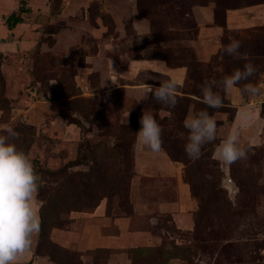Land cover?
<instances>
[{
  "label": "rangeland",
  "instance_id": "obj_1",
  "mask_svg": "<svg viewBox=\"0 0 264 264\" xmlns=\"http://www.w3.org/2000/svg\"><path fill=\"white\" fill-rule=\"evenodd\" d=\"M21 7L25 9L23 22L9 29L5 18ZM229 13L234 15L231 25ZM232 40L240 41L242 55L223 52ZM187 58L193 62V76L202 85L221 80L248 62L259 70L252 83L264 85V0H0V126L19 133L11 142L28 155L39 177L35 206L41 225L42 210L45 214V227L41 226L31 247V264H54L53 260L103 264L111 250L91 243L92 231L114 235L117 227L108 224L125 216L132 218L133 225L151 226L149 214L155 212L135 208L130 193L128 198L103 200L107 223L99 226L98 220L93 226L91 212L72 207L81 195L94 197L87 181L83 188L78 183L89 171L79 163L81 146L109 142L103 136L107 125H116V132H124L119 125L137 127L132 117L140 120L144 111L159 123H167L161 126L173 134L167 147L173 156L186 158L188 163L172 159L163 147L153 154L135 146V174L143 156H165L188 188L190 213L179 219L191 217L193 225L177 230L172 215L158 217L154 228H165L166 245L129 248L136 259L133 264H264V117L260 114L264 97L249 98L234 88L225 94L226 103L212 112L196 99L200 94L193 93L187 79L177 91L184 112L174 117V108L154 102L151 95L139 101L147 88L130 93L115 90V84L110 83L112 76L129 78L122 71L132 61L159 60L170 67L168 63H188ZM139 64L144 67L140 73L134 70L135 80L160 85L168 79L156 73L166 72L164 69L154 72L151 65ZM238 108L241 112L250 109L256 116L240 138L248 158L225 165L212 156L218 163L213 164L211 148L235 125ZM201 110L215 119L217 139L206 144L202 157L193 161L184 152L187 130L183 121ZM201 162L208 165L204 171L197 168ZM136 176L143 182L159 175L146 170L137 171ZM53 188L62 189L60 196H55L57 205L51 196ZM169 193L165 201L181 199Z\"/></svg>",
  "mask_w": 264,
  "mask_h": 264
},
{
  "label": "clouds",
  "instance_id": "obj_2",
  "mask_svg": "<svg viewBox=\"0 0 264 264\" xmlns=\"http://www.w3.org/2000/svg\"><path fill=\"white\" fill-rule=\"evenodd\" d=\"M240 48V41L232 40L224 46L223 52L228 56H240ZM258 71L255 64L248 62L221 80L205 81L200 86L201 95L196 99L208 108L219 109L223 106L220 92L228 93L234 88H239L241 94L249 98L264 97V85L250 82ZM112 83L116 85L114 80ZM179 86L174 78L165 80L158 87L148 84L139 101L148 100L151 95L154 102L174 108L178 103ZM127 118L128 115L122 120L124 125L128 123ZM255 120L256 116L250 109L242 111L239 122L229 130L226 138L216 144L213 159L225 165L247 159L248 149L240 143V138ZM139 123L141 127L135 133V146L153 154L163 151V130L154 116L144 111ZM183 126L187 130L184 152L190 160H198L204 146L216 141L217 123L208 111L201 110L186 118ZM0 132L3 133L0 134V264H18L31 250L34 238L41 230V217L35 206L39 177L28 155L11 142L19 138V133L7 125L0 126ZM205 178L210 179L208 176Z\"/></svg>",
  "mask_w": 264,
  "mask_h": 264
},
{
  "label": "crops",
  "instance_id": "obj_3",
  "mask_svg": "<svg viewBox=\"0 0 264 264\" xmlns=\"http://www.w3.org/2000/svg\"><path fill=\"white\" fill-rule=\"evenodd\" d=\"M233 16L234 15L231 13L228 14V22L230 25L232 24ZM107 61L109 67L112 68L111 60L108 59ZM139 63H146V65H151L150 67L154 69V72L156 69H164L166 72L161 73L156 71V73L163 74L167 76L168 79H176L179 82L180 86L183 85L182 83L183 81L185 82L187 77V69L184 67L171 68L166 65L163 61L159 60L143 62L132 61L131 63H129V66L123 69L122 71L125 74L124 76L126 77L127 75H129V78L122 79L121 77L115 78V76H112L110 83H112V80H116V85L113 84V88L115 90H130L129 92L132 93L137 92L141 88H147L146 86L148 84L157 87L159 86L152 83L140 82L133 78L134 70L137 69L138 71L139 69V72L137 73H140V67H144ZM116 66L119 65L116 64ZM240 112V108H238V110L236 111V117L234 119L235 124L239 122ZM139 127H141V125ZM138 164L139 165H136L137 168L135 175H137V171L143 172L146 170L152 171V173H154L156 176L159 175L157 179L147 180L143 182L137 180L136 176L134 177L131 183L132 186L130 191V199L132 200V204L135 205V208L139 207L141 209H146L147 212H149L148 210H153V212H155V215L149 214L150 219H152L153 222H151V226L142 228L141 225H133L132 218L130 217H117L116 219H113V222L111 224H108L117 227L116 233H112L114 235L106 234L105 236H102V231H99L98 235H95L97 233H94V231H92V235H90L89 237L90 242L97 243L98 245H100V247L111 250L109 257L106 258L103 264H133L135 257L130 255L131 253L129 251V248H132L133 250H146L147 248L156 249L164 247L166 245L167 240L164 238L165 235H163L162 232L166 231L165 228H154V221L158 220V217L159 219H161L160 217L162 216L172 215L175 218L174 221H177L176 224L174 223L175 226L177 225V230L183 229L182 227L184 226L188 229L192 228L193 219L191 217L188 220L179 219L181 214L190 213L189 211L191 204L189 201V194L187 193L188 188H186V186L184 185L181 176L177 170V167L170 164V161H167L165 156H162V154H159L157 157L143 156L142 160H140ZM169 192L174 193V199L177 197V194L181 196V199L177 198L172 202L165 201V198L167 197ZM139 214L142 215L141 212H139ZM91 216L95 218L93 226H95L97 220L98 226L100 224L103 225L107 223V203H104V201H102V203L96 208V210L91 213ZM106 227L107 226H104L105 230ZM23 258L25 260H20V263L25 262L26 264L29 262V264H31V261L34 260V254L30 250L25 253Z\"/></svg>",
  "mask_w": 264,
  "mask_h": 264
},
{
  "label": "trees",
  "instance_id": "obj_4",
  "mask_svg": "<svg viewBox=\"0 0 264 264\" xmlns=\"http://www.w3.org/2000/svg\"><path fill=\"white\" fill-rule=\"evenodd\" d=\"M24 10L25 9L21 7L19 11L14 12L11 15L7 16L5 18V25L9 29H13L17 25L22 23L23 22L22 14L25 12ZM215 14H217V11H215ZM165 59L167 60V58ZM167 61L170 62V60H167ZM187 62L188 63L174 64V65L170 63L168 64L172 68H178V67L188 68L186 80L188 79V82L189 81L192 82L193 93L194 94L198 93L201 95L200 89L198 88H200L202 84H200L196 80V75L193 76L194 74V71L192 70L193 62L188 61V58H187ZM198 76H199V79L203 82V79L201 78V75L199 72H198ZM251 82H253V79L251 80ZM220 94L223 98V104L226 103V99H225L226 93L220 92ZM73 95L76 96L78 95V93L77 94L73 93ZM178 96L179 95H177V97ZM180 105L182 106L183 103L181 101H178L177 105L174 107V112H173L174 117L176 116V114H177L176 117H178L179 111L180 113L184 112V110L182 111V108L180 107ZM208 109L211 110L212 112L216 110V109H211V108H208ZM235 109H233V111H235ZM228 110L231 111V109H228ZM142 114L143 112L140 114V116H142ZM261 116L264 117V103L261 105ZM137 117H139V115H137ZM135 118L136 117H132V120L136 122V125H137V127L135 128L134 126H129V127L123 126V125L118 126V128L121 127L122 129L120 128V130L121 131L124 130V132H116L115 131L116 129H114V128H117L116 125L105 126L104 131H103V136L109 138L108 139L109 142H98L95 144H86V146H83V145L81 146V150L79 152V163L89 168V171L88 173H86V175L80 178L81 180L78 183H79V186L83 188L84 184H86L83 181H87V185H89V191L94 195V197H91V196L85 197L81 195L77 203L75 202L73 204L72 202V205H73L72 207L77 208L78 210H81V211L93 213L104 199L109 200V198L111 197L123 196V195H125V197L128 198L129 193H130L131 183L135 175V170H134L135 169L134 149H135V144H136L135 133H137V128H138V125L140 124L139 119L138 118L135 119ZM234 119H235V116H234ZM133 121L131 122L135 124ZM166 124H167L166 122L159 123V125L160 126L163 125V127ZM169 129L167 131L162 129L163 130L161 134L162 140H163L162 147L167 149V152L170 154L172 159H175L176 161H181L187 164L188 160L186 158H182L181 156H176V157L173 156V152H171V150H169V148L167 147L173 135L172 132H169ZM218 143L216 142L214 143L213 148H211L212 151L209 155L213 164L217 163L213 161L212 154H213L216 144ZM206 163H211V161H208ZM204 164L205 163L201 162L199 165H197V168L199 171H204L203 169L208 166V165L204 166ZM189 167L190 166H186V168H189ZM52 190L54 191V192H51V196L53 198V204L57 205V202L59 200L55 196L57 195L60 196V194L62 193V189L53 188ZM53 209L54 208H52V210ZM71 209L73 208H69L68 211H70ZM41 214L44 217V219H42L41 226L44 228L45 227V223H44L45 214L43 210ZM53 261H54V264L55 263L61 264V262L59 261H56V260H53ZM63 264H73V261L70 260V261H67V263H63ZM76 264H78V262H76Z\"/></svg>",
  "mask_w": 264,
  "mask_h": 264
}]
</instances>
